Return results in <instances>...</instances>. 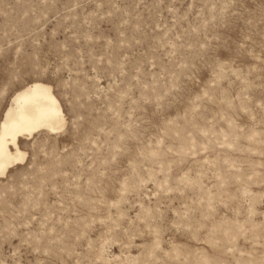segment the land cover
<instances>
[{
    "label": "rangeland",
    "instance_id": "rangeland-1",
    "mask_svg": "<svg viewBox=\"0 0 264 264\" xmlns=\"http://www.w3.org/2000/svg\"><path fill=\"white\" fill-rule=\"evenodd\" d=\"M34 81L0 264H264V0H0V122Z\"/></svg>",
    "mask_w": 264,
    "mask_h": 264
},
{
    "label": "bare ground",
    "instance_id": "bare-ground-1",
    "mask_svg": "<svg viewBox=\"0 0 264 264\" xmlns=\"http://www.w3.org/2000/svg\"><path fill=\"white\" fill-rule=\"evenodd\" d=\"M64 122L62 104L50 85L34 81L19 88L0 122V176L25 159L22 140L43 129L55 131Z\"/></svg>",
    "mask_w": 264,
    "mask_h": 264
}]
</instances>
